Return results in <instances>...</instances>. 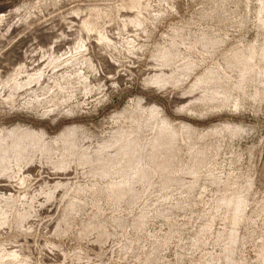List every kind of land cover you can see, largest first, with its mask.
<instances>
[{
    "label": "rangeland",
    "instance_id": "rangeland-1",
    "mask_svg": "<svg viewBox=\"0 0 264 264\" xmlns=\"http://www.w3.org/2000/svg\"><path fill=\"white\" fill-rule=\"evenodd\" d=\"M0 264H264V0H0Z\"/></svg>",
    "mask_w": 264,
    "mask_h": 264
}]
</instances>
